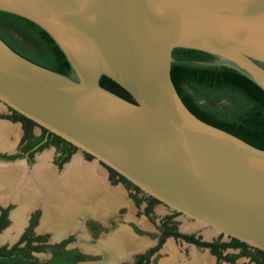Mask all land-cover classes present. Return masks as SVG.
Listing matches in <instances>:
<instances>
[{"label": "water", "instance_id": "water-1", "mask_svg": "<svg viewBox=\"0 0 264 264\" xmlns=\"http://www.w3.org/2000/svg\"><path fill=\"white\" fill-rule=\"evenodd\" d=\"M0 11L39 25L71 66L40 65L0 37V104L264 252V149L198 117L172 76L174 50L196 49L216 59L193 63L233 68L264 90V0H0Z\"/></svg>", "mask_w": 264, "mask_h": 264}, {"label": "trees", "instance_id": "trees-1", "mask_svg": "<svg viewBox=\"0 0 264 264\" xmlns=\"http://www.w3.org/2000/svg\"><path fill=\"white\" fill-rule=\"evenodd\" d=\"M0 37L28 59L64 74L71 73V66L56 42L45 30L31 20L13 13L0 11ZM173 57V80L190 110L206 122L223 128L264 149V90L250 78L233 68L193 63V61H213L216 59L214 55L207 52L176 48ZM101 84L125 98L133 99L129 92L107 76L102 77ZM12 111L14 120L24 121L27 133L30 132L32 126L36 125L29 118L17 111ZM43 131L48 132L47 129H43ZM51 136L53 139L43 144V147L53 142L57 145L63 143L66 147L76 148L54 133H51ZM109 170L113 176H119L120 181L126 183L128 187L141 192L139 187L117 171L112 168ZM136 199L138 202L141 201ZM149 200L151 206L159 203L157 199L151 196H149ZM169 224V220L162 224L163 235L160 244L164 242L165 238L173 236L182 238L198 247L209 248L220 260L234 262L239 256H250L258 264L264 263L263 251L250 247L238 239L230 238V241L227 242L220 239L206 242L193 235L181 233L175 226H172L173 224ZM228 248H240L241 252L238 255L224 256L223 252ZM80 258L85 259L87 257L82 256Z\"/></svg>", "mask_w": 264, "mask_h": 264}, {"label": "flooded vegetation", "instance_id": "flooded-vegetation-1", "mask_svg": "<svg viewBox=\"0 0 264 264\" xmlns=\"http://www.w3.org/2000/svg\"><path fill=\"white\" fill-rule=\"evenodd\" d=\"M9 109L11 114H0V120L15 125L19 132H14L12 137L4 136L0 138V264H121L119 260L123 258L121 256L126 253L123 254L120 253V251L117 253L115 252V249H121L120 245L114 248L112 244L106 242L99 244L100 240L95 244L90 243L100 236L99 231L103 228V223L100 220H93L97 224L93 223L92 227L88 229L85 223L86 219H82L84 217L83 215L80 218L81 222L79 227L65 229V231L62 232L64 236L60 239H56V230L50 226L51 222L48 223L51 220L49 218L53 219V222L56 226L58 225L60 230H64L63 228L70 226L72 221L69 220L68 223L65 222L64 224V222H62L57 224V220L66 218L69 216L68 214H70V216L73 215L72 204L66 205L67 198L65 199L62 195H53L52 198L47 196V199L46 196H44L42 197L43 200L36 202H34L31 197L28 198L25 195V184L28 183V179H32L34 175L38 176L36 170L40 167V164H37V169V165L35 166L32 164L36 152L44 149L45 146L43 147V144L52 140L53 137L51 136V132H44L43 129L45 128L38 126L36 123V125L32 126L30 132L27 133L24 121L14 120L13 109ZM10 123L7 124L10 125ZM2 124H4V122L0 121V125ZM35 126L40 127L39 134L34 132ZM6 140L7 142H5ZM49 145L55 147L56 157L53 160L54 163L49 164L46 162L48 165L44 166L49 168L48 174L51 178L56 181H63V184H65V176H68V174H66L64 170L70 165H73L76 160L70 164L65 163L78 148L76 146L75 149L70 146L66 147L63 143L57 145L52 142V144H48V146ZM84 153L90 157L88 153ZM109 173L110 178H108L112 184L114 182H122L119 176H113L110 170ZM9 178L12 179L11 186L8 185ZM32 182L37 183L38 180H33ZM125 185L128 187L126 183ZM43 189L46 190L45 188ZM132 191L130 197L135 203V206L142 200L147 202L146 210L151 209L155 205L151 206L149 198L147 199L145 197H142V200L138 202L136 198L139 197V194L143 193L144 196L147 197H149V195L145 194L142 190L141 192H137L132 188ZM69 210L71 212H69ZM168 220L170 219H165L162 224ZM108 227L109 229L111 228L110 225H108ZM159 229L161 239L163 235L162 225ZM83 232H87L91 239V241H88V239L83 238L84 245L82 244V239L79 242V238L82 237ZM220 240L227 242L222 239ZM74 242L76 243L75 245L73 244ZM158 245L154 248L147 249V253L140 255L137 260H135V264H145L148 262L150 255L155 251ZM97 250L102 251L104 254ZM96 253L101 255L100 261L95 260V256H97ZM82 256H86L87 258H80ZM124 257L128 258L127 255ZM246 257L256 262L250 256ZM116 259H118V262H115ZM105 261H107V263Z\"/></svg>", "mask_w": 264, "mask_h": 264}, {"label": "rangeland", "instance_id": "rangeland-1", "mask_svg": "<svg viewBox=\"0 0 264 264\" xmlns=\"http://www.w3.org/2000/svg\"><path fill=\"white\" fill-rule=\"evenodd\" d=\"M0 114L1 115H10L11 111L10 109L5 106L4 104H0ZM2 122V121H1ZM4 124H7L4 122ZM9 125V124H8ZM11 127V133L9 134V137H12V134L14 132L18 131V128L15 125L10 124ZM19 132V131H18ZM34 132L37 134L40 133V127L35 126L34 127ZM47 155V156H44ZM56 157L55 154V147L49 145L45 147L42 150H39L36 152V156L34 160L32 161V164L35 166L38 164L40 165H48L54 163V158ZM40 158V159H39ZM37 159V160H36ZM46 160V161H45ZM76 160V162H75ZM47 162V163H46ZM74 163L76 166L77 164H87L91 167H96L100 171H104L106 176L109 177L110 173L107 168L103 163L99 162L97 159H95L93 156L89 157L87 156L83 151L81 150H75L74 154L71 156V158L65 163V164H70ZM79 162V163H78ZM82 162V163H80ZM45 163V164H44ZM33 165V166H34ZM38 165L36 166V169L38 168ZM73 165V166H74ZM72 166V167H73ZM70 167V169L72 168ZM35 169V170H36ZM34 170V171H35ZM110 178V177H109ZM36 179V176L30 178L28 181L30 182L31 180ZM108 179V178H107ZM27 181V182H28ZM123 184L124 188H126L129 191V196L130 193H132V188L127 187L125 183L123 182H114L113 185H119ZM41 187H44L41 186ZM142 197L149 198L147 196H144L143 193L139 194V199L142 200ZM125 198H127L125 196ZM145 200V199H144ZM126 206L121 207L119 210V215H121V219L117 221L118 226L119 225H128L131 228H133L137 235V237L141 240H146V245L133 251H140L143 250L146 247V250L140 251L133 255L131 259H125L127 257L121 258L124 259L123 262H120L121 264H135V260L142 255L147 253V249L149 248H154L158 244H160V229L163 221L167 218H169V222L173 224L172 226H175L178 231L184 234L188 235H193L196 238L203 240L206 239L209 241H216L219 239H222L224 241H230L229 237L223 236L222 234L216 233L212 231L210 228L203 226L194 220L178 213L175 212L174 210L170 209L167 207L165 204L159 202L156 203L150 210L147 212L146 206L147 202L141 201L140 203H137V205L134 207V210L132 213H129L130 210H132V206L129 202V204H124ZM130 209V210H129ZM130 217V218H128ZM95 218L89 217V219L85 220V223L87 224V228L90 229L92 227V224L94 222ZM97 220V219H96ZM85 224V225H86ZM185 226H198L195 229L187 230L184 227ZM86 228V229H87ZM208 232V236L205 234V232ZM100 235L102 233L109 234L111 233V229H109L108 224H103V228L99 231ZM210 235V236H209ZM99 238V237H98ZM74 245L76 244L75 242L73 243ZM172 247V248H170ZM195 252L196 254L209 258L211 260V264H258L256 262H253L250 260L249 257L246 256H239L234 262H228L225 260H220L218 257L211 252L210 249L203 248V247H198L193 243H189L182 238H176L173 236H169L165 238L164 242L158 245V247L155 249V251L150 255V259L148 262L145 264H162L163 261H166L170 258H174V260L177 259V261H180V264H193V255L192 252ZM131 252V254L133 253ZM97 254V253H96ZM129 254V255H131ZM235 254H240V249H227L224 250L223 255H235ZM95 260L100 261L101 260V255L98 253L97 256H95ZM117 260V261H116ZM115 262H118V259H116ZM120 261V260H119ZM107 263V261H105ZM185 262V263H184ZM104 264V263H101ZM116 264V263H115ZM264 264V263H262Z\"/></svg>", "mask_w": 264, "mask_h": 264}, {"label": "crops", "instance_id": "crops-1", "mask_svg": "<svg viewBox=\"0 0 264 264\" xmlns=\"http://www.w3.org/2000/svg\"><path fill=\"white\" fill-rule=\"evenodd\" d=\"M0 121L10 123L4 120H0ZM85 165L90 168V171H86V172L81 171L80 173L77 172L75 175H74V170L72 168L70 169V167H72L73 165H70L69 167L65 168L64 172L68 174V176L65 177L66 178L64 182L65 184H63V181L60 182L58 180L56 181L55 179L50 178L51 176L49 175V181L51 183V184H47L49 186V189H46L45 186L41 187L43 186L42 183L40 184L39 182L37 183L32 182L33 180L31 182L28 181V183L25 184L26 185L25 195L28 198L31 197V199L34 202L43 200L42 197L44 196H46V199H47V196L53 197V195H56V196L62 195L65 197V199L67 198L66 204L68 205L72 204L73 206L72 214L73 215L70 216V214H68L69 216H67L66 218H62V219L60 218L57 220V224H60L62 222H64L65 224V222L68 223L69 220L72 221L70 226H66L65 228H63L64 230L62 229L60 230L58 228V225L56 226V224L53 222L52 218H49L51 219L49 222L47 220L48 223L51 222L50 226L52 228H55L56 230V235H55L56 239H60L61 237L64 236L62 232L65 231V229L67 228L72 229L74 227H79L80 222H81L80 218L83 215L84 217L82 219L84 220L89 219V217H93L97 220H100L103 224L110 225L111 233L109 234L102 233L98 239H96L95 241H91L90 235L88 236L87 232H83L82 237L79 238V242L82 239V244H83L84 243L83 238H86L88 239V241H91L90 242L91 244H95L97 241L100 240L99 244H103L106 242V243L112 244L114 248H117L116 246L120 245L121 249L119 250L115 249V252L117 253L120 251V253H123V254L126 253L122 255L121 257L124 258V256L127 255L128 258H125V259H131L133 255H135L136 253L146 250V247H145L143 250L133 252L145 246L146 240L139 239L136 233L134 232L135 230L131 228L130 226L128 225L118 226L117 221L122 218L121 215H119V210L121 209V207L126 206L124 204H129L130 202L132 206V210L129 209L130 210L129 213H132L133 211H135L134 210L135 203L129 196V191L126 188H124L123 184L113 185L109 181V178L106 176L104 171H100L96 167H91L87 164ZM36 171L38 172V169ZM37 178L38 177H36V179L34 180L39 181V179ZM11 181L12 179L9 178L8 185L11 184ZM55 182H57L60 185H56ZM73 182H76L77 185L78 186L80 185V186L79 187L77 185L73 186ZM50 186L56 187V188L52 190L50 189ZM43 188H45L46 190H44ZM125 196L127 198H125ZM70 198H73V199H70ZM69 212L71 211L69 210ZM135 241L142 242L143 244L141 245V247H138V248H129V245H131ZM97 251L102 252L99 250ZM131 252L133 253L131 254ZM123 260L124 259H120L119 262H122Z\"/></svg>", "mask_w": 264, "mask_h": 264}, {"label": "bare ground", "instance_id": "bare-ground-1", "mask_svg": "<svg viewBox=\"0 0 264 264\" xmlns=\"http://www.w3.org/2000/svg\"><path fill=\"white\" fill-rule=\"evenodd\" d=\"M11 133V127L8 125V124H2V125H0V138L1 137H4V136H9V134ZM5 142H7V140L5 141ZM46 161V160H45ZM79 163V162H78ZM80 163H82V162H80ZM45 164V163H44ZM74 165V164H73ZM48 169L49 168H47L46 166H44V165H41L39 168H38V172H37V174H38V176H36V177H38L37 179H39V183L41 184L42 183V185H44L45 187H46V189H49V186L47 185V184H51L50 183V181H49V174H48ZM72 169L74 170V175L78 172V173H80L81 171H84V172H86V171H90V168L88 167V166H86L85 164H77L76 166L74 165L73 167H72ZM66 177V176H65ZM75 177V176H74ZM51 178V177H50ZM71 178H72V176H71ZM60 179V178H59ZM62 179V178H61ZM29 180V179H28ZM73 180V179H72ZM68 182H69V180H68ZM55 184L56 185H60V184H58L57 182H55ZM70 184H71V182H70ZM35 185V184H34ZM53 185V184H52ZM74 185H77V183L76 182H73V186ZM33 186V185H32ZM78 186V185H77ZM80 186V185H79ZM78 186V187H79ZM34 187V186H33ZM72 187V186H71ZM76 187V186H75ZM74 187V188H75ZM54 188H56V187H52V186H50V189H52V190H54ZM73 189V188H72ZM70 190V189H69ZM73 197V196H72ZM75 197V196H74ZM52 198V197H51ZM64 199V198H63ZM70 199H73V198H70ZM65 202V201H64ZM57 204V203H56ZM67 205V204H66ZM61 206V205H60ZM62 207V206H61ZM65 210H66V206H65ZM198 226H185L184 228L185 229H187V230H191V229H195V228H197ZM205 234L208 236V232L206 231L205 232ZM210 236V235H209ZM143 243L142 242H138V241H135V242H133L131 245H129V248H138V247H141V245H142ZM170 248H172V247H170ZM125 251V250H124ZM192 252V255H193V264H211V260L209 259V258H206V257H202V256H200V255H198V254H196L195 252H193V251H191ZM180 261H177V259L176 260H174V258H170V259H168V260H166V261H163L162 262V264H180L179 263ZM185 263V262H184Z\"/></svg>", "mask_w": 264, "mask_h": 264}]
</instances>
